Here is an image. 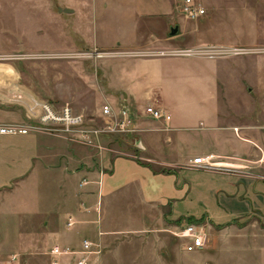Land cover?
Returning <instances> with one entry per match:
<instances>
[{"label": "crops", "instance_id": "crops-1", "mask_svg": "<svg viewBox=\"0 0 264 264\" xmlns=\"http://www.w3.org/2000/svg\"><path fill=\"white\" fill-rule=\"evenodd\" d=\"M180 1H144L139 7V17L144 23H151L145 28L150 33L148 37L139 36L140 27L137 37L141 39L89 42L83 37L82 45L90 49L119 51L117 56L101 59L107 80L104 89L112 96L116 108L127 104L137 114V134L144 149L138 148V154L113 155L102 147L95 163L90 153L67 150L63 157L71 171L64 166L65 172L76 178L82 174V178L74 199L68 204L66 224L69 226L71 220L70 227L78 226L77 233L93 237L86 240L95 245L130 234L154 241L166 238L164 230L171 225L202 223L209 230L203 250H213V264H232L231 258L237 252L235 236L252 233L247 242H241V247L264 244V151L255 150L257 139L243 135L252 132L248 125L240 129L241 126L221 112L220 61L171 53L213 46L221 40L213 13L188 19L178 10ZM174 28L176 32H172ZM162 50L167 53H159ZM149 105L163 110L165 118L155 120L143 115ZM19 106L0 105V123H32L29 112ZM189 129L209 132L212 143L226 144L234 136L249 146L229 150L225 145H212L205 147L202 154H185L181 144L188 141ZM58 138L42 131L0 135L1 202L2 195L38 184L42 172L56 169L55 161L61 156L57 150ZM200 156L209 157L217 167L192 165V160ZM34 213L38 215L37 211L24 213L23 224L29 216V222L37 228L41 229L38 225L45 222L49 224L45 217L36 223ZM96 223H101V228L96 229ZM22 231L27 232L24 227ZM40 237L42 248L51 249L59 241L49 240L44 245V235ZM61 239L62 244L76 242L74 236ZM181 248L170 247V250L176 258L187 252L202 251H187L183 245ZM155 252L156 248L148 247L142 254ZM148 260L153 259L148 257Z\"/></svg>", "mask_w": 264, "mask_h": 264}, {"label": "rangeland", "instance_id": "rangeland-1", "mask_svg": "<svg viewBox=\"0 0 264 264\" xmlns=\"http://www.w3.org/2000/svg\"><path fill=\"white\" fill-rule=\"evenodd\" d=\"M144 1L148 0H0V105H21L19 107L34 117V114L40 113L38 106L42 102L51 103L57 109L69 104L75 112L85 114L87 126L102 125V105L115 103L104 89L107 80L101 59L117 56L119 51L90 49L82 45L83 37L89 42L148 37L150 33L145 28L151 23H144L139 17V7ZM196 1L206 8V14L213 13L215 18L214 23L219 30L215 31L221 40L213 46H236L247 50L241 54L204 57L220 61L222 114L241 126L240 129H244V125L249 126L247 129L252 132L243 135L257 139L255 150L260 153L264 151V0ZM59 7L76 10L75 13H60ZM137 27L142 28L138 32L141 38L137 37ZM170 31L169 28V34ZM177 51L171 53L183 50ZM94 52L105 54L97 57ZM7 76L13 78H5ZM4 83L9 85L4 86ZM187 134L188 141L181 144L185 154H202L205 147L212 145H225L229 150H243V147L249 146L234 136H230L226 144H213L209 132L198 129H189ZM139 138L137 133L109 135L102 137L100 144L113 155H132L138 154L136 141ZM58 139L57 150L61 156L55 161L56 169L42 172L38 184L32 183L27 188L1 197L4 201H0V264H51V249L42 248L41 235H44V245L46 242L49 244V240L63 241L62 236H74V244L57 243L73 250L82 249L80 244L84 237L93 238L84 232L77 233L78 226L66 224L68 204L74 199L82 174L76 178L65 172V168L69 171L71 168L63 155L67 150L90 153L95 163L100 148L73 143L61 136ZM28 211H37L38 215H33L35 222L45 217L49 224L45 222L38 225L41 229L37 228L29 222L30 216L23 224L24 213ZM94 226L101 228V223ZM23 227L27 230L26 234L22 231ZM172 228L171 225L164 230L166 238L154 241L130 234L105 244L95 242L91 247L93 252L86 255L87 264H213L211 248L187 252L180 259L176 258L170 247L182 249L183 241L170 233ZM251 236L252 233L235 236L237 245L234 249L237 252L231 258L232 264H264L263 242L258 247H241V242H247ZM148 247L156 248L154 255L142 254ZM80 256L63 255L59 259L61 264H77ZM148 257L153 260H148Z\"/></svg>", "mask_w": 264, "mask_h": 264}, {"label": "built area", "instance_id": "built-area-1", "mask_svg": "<svg viewBox=\"0 0 264 264\" xmlns=\"http://www.w3.org/2000/svg\"><path fill=\"white\" fill-rule=\"evenodd\" d=\"M178 10L183 16L192 20L206 14V8L196 0H181ZM246 51L242 47L221 48L218 46H206L195 50H183L181 53L198 56H218L241 54ZM93 54L101 57L105 53L94 52ZM38 107L40 108V113L34 114V117L29 116L32 123H0V135L27 134L30 131H42L64 137L73 142L102 148L100 141L104 136L131 134L139 131L136 124L137 114L127 104L121 108H116L111 103L103 104L100 111L102 125L92 127L87 126L85 114L75 112L69 104L62 106L61 109H57L51 103L42 102ZM144 113L155 120L165 118L163 110L151 105L145 107ZM191 163L194 166L205 168L217 167L214 162H211L209 157H195ZM70 225H72L71 220L69 221ZM169 231L174 237L183 241V246L187 251L203 250L207 246L209 230L205 224L187 222L177 224ZM93 245L91 241L86 239L83 240L82 249L80 250H73L69 247L66 248L54 244L50 250V254L53 256L51 264H61L59 257L74 254L81 255L77 260V264H87L88 256L86 255L93 252L91 249Z\"/></svg>", "mask_w": 264, "mask_h": 264}, {"label": "water", "instance_id": "water-1", "mask_svg": "<svg viewBox=\"0 0 264 264\" xmlns=\"http://www.w3.org/2000/svg\"><path fill=\"white\" fill-rule=\"evenodd\" d=\"M58 11L60 13H72L73 12V9L72 8H68V7H64V8L63 7H59ZM176 31H177V28H174L172 30V32H176ZM136 146L139 149H144V146H143L142 141H141L140 138L136 141Z\"/></svg>", "mask_w": 264, "mask_h": 264}]
</instances>
